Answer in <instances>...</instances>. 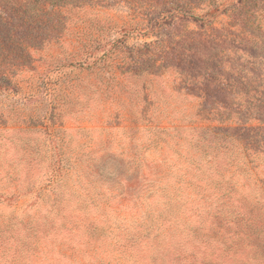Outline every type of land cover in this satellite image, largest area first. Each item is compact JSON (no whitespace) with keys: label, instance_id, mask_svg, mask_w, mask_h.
<instances>
[{"label":"rangeland","instance_id":"1","mask_svg":"<svg viewBox=\"0 0 264 264\" xmlns=\"http://www.w3.org/2000/svg\"><path fill=\"white\" fill-rule=\"evenodd\" d=\"M257 203L264 0H0V264H170Z\"/></svg>","mask_w":264,"mask_h":264},{"label":"trees","instance_id":"2","mask_svg":"<svg viewBox=\"0 0 264 264\" xmlns=\"http://www.w3.org/2000/svg\"><path fill=\"white\" fill-rule=\"evenodd\" d=\"M193 69L196 73L193 79L197 82L203 66L189 67V72L193 73ZM255 88L259 86L253 90ZM230 214V220L214 217V226L209 227L214 234L204 237L201 242L207 245V249L188 255L176 253L170 264H175L180 258L183 264H264V204L257 203L244 212L236 210L230 211ZM153 264L163 263L157 262L155 257Z\"/></svg>","mask_w":264,"mask_h":264}]
</instances>
